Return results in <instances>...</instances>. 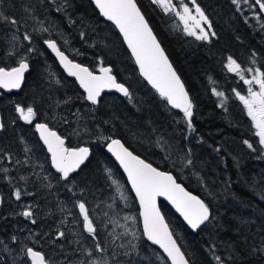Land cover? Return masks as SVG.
Masks as SVG:
<instances>
[{
  "label": "trees",
  "instance_id": "obj_1",
  "mask_svg": "<svg viewBox=\"0 0 264 264\" xmlns=\"http://www.w3.org/2000/svg\"><path fill=\"white\" fill-rule=\"evenodd\" d=\"M40 1L0 0V12L6 17L21 19V14L24 16L27 9L34 11L37 8L41 13V9L35 5H41ZM45 1L47 9H56L60 15V29L67 35L71 33L69 38L76 40L77 44L90 46V50L86 51L78 50L73 45L77 50L74 57L93 71H98L99 65L111 66L117 79L132 94L131 98L105 95L98 106L86 105V111L96 121L94 127L97 130L90 131L97 141L86 144L92 148L90 159L66 181L76 187V201L92 204L97 200V196L91 192L93 189L99 190V195L103 194L104 197L112 191L107 175L109 166L124 179L123 172L105 151L109 138H119L147 162L174 174L180 183L209 206L211 220L194 233L161 201V210L191 264H216L214 255L220 256L225 264H264V150L245 106L233 91L243 95L246 84L237 73L227 69V58L231 56L242 69L259 68L264 71V12L258 5L250 7L255 0H195L211 21V31L215 32V36H210L209 40H197L188 35L174 13H165L152 0H136L191 95L194 131L188 129L184 114L170 108L167 101L139 76L119 32L112 24L101 19L91 0ZM173 3L177 9L181 3L194 8L191 0H173ZM6 8H10L9 11L6 12ZM65 13L66 17L63 16ZM41 21V18L37 20L38 23ZM16 25L20 26L21 23L17 22ZM81 33H84L83 38ZM46 35L43 31L44 39ZM104 42L108 49L115 42L123 59L119 61L101 48ZM94 54L96 59L90 58ZM253 59L255 64L252 63ZM45 63H53L61 74L54 60L50 58ZM36 64H33L32 73L20 92L4 94L0 99L1 109L6 101L11 102L9 112L12 118L17 105L27 108V103L34 102L31 105L41 107L32 99L34 96L28 94L35 67L40 65ZM72 85L81 96L78 85ZM213 87L223 92L224 96L215 95ZM71 91H68V96L73 95L74 91ZM107 103H112L111 107L106 106ZM86 111L81 114L82 123L87 117ZM75 115L76 112L60 111L61 119ZM37 119L51 122L47 115L38 116ZM146 121L151 122V127H147ZM17 133L10 132L13 137L11 142H15ZM100 135L105 136V141H101L103 138H99ZM159 137L169 141L168 149L172 156H168L167 146L161 144ZM148 140L153 147L144 142ZM191 140L194 141L191 145L193 154H189L188 149ZM198 141L199 144L196 143ZM245 141L251 143L253 148L250 149ZM197 149H201L199 156L196 155ZM189 159L191 165H187ZM205 161H211L214 166L205 165ZM215 165H219L224 174L221 171V176L213 174ZM212 179L220 180L221 184ZM89 184L92 188L90 192L86 188ZM221 189H225L229 195L226 199H222ZM136 210L139 213L138 205ZM7 221L9 219L4 223ZM41 251L45 253L43 247ZM49 254L52 255L51 252ZM23 258L25 264H29L27 256L19 259ZM16 263L18 261L0 251V264Z\"/></svg>",
  "mask_w": 264,
  "mask_h": 264
},
{
  "label": "rangeland",
  "instance_id": "obj_2",
  "mask_svg": "<svg viewBox=\"0 0 264 264\" xmlns=\"http://www.w3.org/2000/svg\"><path fill=\"white\" fill-rule=\"evenodd\" d=\"M52 1L54 2V0ZM40 3L41 5L39 3H35V5L41 9L42 15L37 8H34V11L27 9L24 12V16L23 13L21 14V19L16 17V21L21 23L22 27L30 26L33 31L38 29L42 34V29L47 28V35H51V37L55 36L54 39H57L63 45L72 47L71 51L74 54L77 53V50L73 45H76L77 49L90 50L89 45L84 46L81 43L77 44L76 40L69 38V36H72L71 33H68V36L60 29L59 23L61 17L58 15L56 9L52 10L51 7L47 9L45 0H41ZM157 7L161 8L159 6ZM188 7L193 8L190 6ZM9 9L10 8H6L5 11H9ZM178 10L182 11V8L180 7ZM193 15H195L194 12ZM63 16L66 17L67 13L63 14ZM40 18L42 21L38 23L37 20ZM2 21L3 20H0V22ZM24 21L25 23H23ZM178 21L183 28V24L179 18ZM10 26L12 28L14 27L12 25ZM1 28L2 27H0V32H2V34H0V39H4L10 44L9 53H13V51L19 49V55H26V48H22L18 45L22 41L21 34L19 32L16 34L13 30L9 32V29L4 32ZM16 30L18 29L16 28ZM14 36L17 37V39H13ZM115 45V42H113L111 49H108V46L104 42L101 44V48L106 49L112 57H116L117 60L121 61L123 56ZM30 54L29 51V54H27L28 57ZM44 54H46V51H44ZM95 56V54L90 55V58L96 59ZM35 59L37 61L39 58L36 57ZM100 60L101 57L98 61ZM45 62L44 59L41 62L37 61V64L41 66L38 65L37 68L35 67V73L32 76L33 80L30 82L31 84L29 83L28 87V94L34 96L32 99L37 101V106H41L36 108V106L31 105L34 102L27 103V105L34 108L36 113L32 121L38 116L44 117V115H47L50 121L55 125H60L62 131L68 134L74 142H84L87 144L92 141V143H96L97 140H94L95 136L91 135L90 131L91 129L97 130L94 127L96 126V121L95 118H92V115H89L85 106L82 104L86 102L84 95L81 93L80 96L77 90L72 88L73 85L71 83L65 82V79L61 77V74L55 69L53 63L48 65L49 63L46 64ZM99 67V69H101L102 66L99 65ZM245 74V78L250 79L254 73L246 71ZM71 89L74 91L73 95L68 96V91H71ZM258 89L259 86L254 85V90ZM247 94L246 92L243 93V95ZM65 101H67V103H65ZM111 104L112 103H107L106 106L111 107ZM5 106L10 108L11 102L6 101L3 108H5ZM7 108V112H5L8 114L7 118L10 119L8 123H11L9 130L10 132L18 131L14 139H22L21 131L19 130L21 122L14 121L22 120L25 122V120H23L18 111L14 112V118H12L11 112H8ZM62 110L66 113L76 112V115L72 118L61 119L60 111ZM85 111L87 117L84 118L85 121L82 123L80 117L81 114H85ZM135 124H137L136 121ZM146 125L147 127H151L152 124L146 121ZM22 127L25 128L24 126ZM254 131L256 133L255 127ZM25 133L28 135V138L25 139L26 142L28 139H33L34 134L32 131H25ZM142 135L146 136L144 133H142ZM99 138H103L101 141H105V136L100 135ZM2 139L3 138H0V162L3 161L2 156L4 155L2 152L8 147L13 151V155L15 153V157H17L18 160L14 159L15 162L13 164L0 167V171L3 172V179L0 182L4 184V186L0 188V207L2 208L7 202L9 207L6 214L11 217L6 223H4V219L0 222V228H2L0 230V251L4 252L9 257L11 256L13 260L18 261L16 264H22V262H19L18 258L25 255V246L28 245L43 247L49 253V245H53L56 250L50 257L56 264H170L159 249L150 245L144 239L139 213L136 210L137 202L125 177L123 179L118 175L119 173L116 172L114 168L110 166L107 167L108 180H110L112 184V191L107 194L106 197H104L103 194L99 195V190L97 189L91 191L95 197L97 196L96 202L88 204L89 206H87L90 212L89 215L93 219L94 225L97 227L98 235L94 239L84 229L83 218L76 206L79 201H76L74 197L75 194H78V191L73 183L62 181L60 175L54 176L51 173H43V159L39 158L37 154H34L31 159L27 157L25 159L26 162H24L22 157L27 156V151L24 147L14 150L13 147L15 143L12 142V144H10L8 141L3 145ZM12 139L13 137L10 136V142ZM159 140L163 146H167L166 150H168V156H172V153L170 154V149H168L169 141H165L162 137H159ZM144 142L150 147H153V144L149 140ZM192 142L194 143V141L191 140L188 145L189 154H193V152H191ZM196 143L199 144V141ZM31 145L33 147V144ZM260 146H262L264 150V145ZM27 150L29 151L30 149L28 148ZM200 150L201 149L196 150L197 156L200 155ZM35 152L40 154L42 151L38 149ZM165 152L167 154V151ZM6 156H11V154L7 153ZM17 161H19V163H17ZM204 164L212 165V167L214 166L211 161H205ZM20 167H24L25 169L23 171H16V169ZM212 171L216 176H221V173L224 174L219 165H215V170L212 169ZM113 180L119 182V189H117L116 184H113ZM212 181L221 184L220 180L216 181L212 179ZM86 188L89 192L90 189H92L90 184L86 185ZM17 190L21 193L19 199H17L15 195ZM219 192L222 199H226L229 196L226 194L225 189H221ZM28 208H31L33 213L31 217H25L22 214ZM0 216L6 217L4 212H0ZM125 217H136V220L125 219ZM46 219L48 220L44 221ZM33 221L35 222L33 223ZM61 231L64 233L63 236L58 235ZM133 233H135V235H133ZM13 237H15V240ZM97 239L99 240L100 246L104 249L103 251L96 248L95 241ZM16 243L18 244L12 245ZM22 260H24V258Z\"/></svg>",
  "mask_w": 264,
  "mask_h": 264
},
{
  "label": "snow or ice",
  "instance_id": "obj_3",
  "mask_svg": "<svg viewBox=\"0 0 264 264\" xmlns=\"http://www.w3.org/2000/svg\"><path fill=\"white\" fill-rule=\"evenodd\" d=\"M234 2H238V0H234ZM95 3L103 16L113 21L123 34L124 40L127 42L136 63L139 65L141 74L157 89L162 97L166 98L169 104L175 109L182 110L188 129L194 131L191 122L193 103L138 7L136 0H95ZM153 3L161 7L165 13H174L182 22L183 30L188 35L194 36L197 40H209L210 36H215V32L211 31V21L200 6L195 3V0H191L194 9L189 8L187 4L181 3L182 11L176 8L173 0H153ZM255 5H258L261 12H264V0H255V4L250 5V7H254ZM193 12L195 15H193ZM0 20L12 26L17 24L15 18L6 17L3 12H0ZM42 31L47 32L48 29L43 28ZM83 36L84 33H81L82 38ZM13 39H17V37L14 36ZM23 39L31 42L32 37L25 32ZM45 43L59 57L63 67L67 69L70 75L78 78L80 85L87 92L86 99L91 101L92 104L99 103L98 98L105 89H116L125 97L131 98L132 94L129 88L117 81L116 77L111 74L112 69L110 67H102L101 74L96 75L89 68L69 59V56L61 51L55 40H46ZM29 50L31 51L32 49ZM227 60L228 71L237 73L240 79L248 85L247 95H241L239 92L233 91L245 106L247 115L254 124L259 144L264 145V71H261L259 68L242 69L241 65L231 56ZM252 63L255 64V59H253ZM27 69L28 63L23 58H21L18 67H14L11 70L0 68V87L5 89L19 88L23 74ZM246 71L254 73L250 79L245 78ZM254 85H258L259 89L254 90ZM212 91L219 97L224 96V93L216 91L215 87L212 88ZM221 106L223 107V103ZM16 110L20 113L23 120L27 122H31L36 115L34 108L31 106L25 109L17 105ZM2 127L3 124L0 123V128ZM36 127L40 130V135L47 145L48 151L51 153L52 164L62 174V178L67 179L69 174L75 171L88 157L89 148L66 147L65 139L58 135L57 132L51 130L47 124H37ZM109 139L108 149L115 155L120 165L123 166L132 188L139 199V204L142 208L143 235L154 244L159 245L167 254V257L171 259L172 264H190L189 258L181 251L157 207V197H167L183 215L192 229L199 228L200 225L209 219L210 210L208 206L199 197L187 192L178 184L176 178L171 173L162 172L153 167L152 164L145 162L139 156L134 155L119 139ZM244 143L250 149L253 148V145L248 141ZM7 158L11 159V156ZM191 164L192 161L190 159L187 160V165ZM112 182L119 189V182L115 180ZM15 195L19 199L21 195L20 191L17 190ZM76 206L83 217L86 231L95 239L98 235L97 227L89 215L85 202L79 201ZM22 214L25 217L33 215L31 208H28ZM125 219L135 221L136 217H125ZM58 235L63 236L64 233L61 231ZM13 239L15 240V237ZM95 242L96 248L103 251L104 249L100 246L99 240L97 239ZM24 254L31 257L32 264H47L44 255L38 251H34L32 248H26ZM213 258L216 264H225L220 256L214 255Z\"/></svg>",
  "mask_w": 264,
  "mask_h": 264
},
{
  "label": "flooded vegetation",
  "instance_id": "obj_4",
  "mask_svg": "<svg viewBox=\"0 0 264 264\" xmlns=\"http://www.w3.org/2000/svg\"><path fill=\"white\" fill-rule=\"evenodd\" d=\"M16 26H14L12 28L9 24H6L4 21L2 22V24H0V27H2L1 30L3 29L4 32H6V30L9 29V32H10V30H13L14 33L17 34V32H19L21 34L22 41L18 45H20L22 48H26V51H25L26 52V55H19V52H20L19 49H16L15 51H13V54H8L9 51H10V49H9L10 48V44L7 41H5L4 39H0V68H5L7 70H10V69H12L14 67H17L19 65V62H20L21 58H23L29 64V72L27 73V75L25 77V81H26V79L32 73L33 62L34 63H37V61H40L41 62L43 59H44V61H50V58H51L52 60H54L56 62V65H57V67L59 68V70L61 72V77L65 79V82L66 83H71V84L76 83L73 79H71L70 77H67V75H65V73L62 72V70H61L59 64L57 63L54 55L47 48V46L45 44V41L46 40H50V39L51 40H55L57 42L58 46L60 47L61 51L65 52L72 60L79 62L80 61V60H78L79 58L74 57L75 54L71 51V48L72 47H69V46L63 47L61 45V43L57 39H54L55 36L54 37H51V35H46L47 38L44 39L43 38V34L41 33V31H39L38 29H36V30L33 31L32 27H30V26L29 27H27V26L22 27L21 25L20 26L16 25ZM16 28L18 30H16ZM25 32H27L32 37L31 42L26 41V40L23 39V34ZM0 34H2V32H0ZM29 49H32V50L30 51ZM29 51H30L31 54L28 57L27 54H29ZM44 51H46V54H44ZM36 57L39 58L37 61L35 59ZM8 62H11L12 64L11 63H8ZM39 66H41V65H39ZM247 88H248V85L245 86V89H246L245 92L246 93H247ZM22 89H23V87H22ZM82 104L85 106V109H86V105L88 103L84 102ZM6 108H7L6 106H5V108H2L3 111L0 108L1 113H2V124H3V129L1 130V132H4L3 135L0 134V138H3L1 140L2 143H3V145L6 144L5 142H8V141H9L10 144H12V142H10V136H11L10 135V130H9V127L7 126V124L9 125V123L6 120V119H8L7 118V115L8 114H6V112H7L6 111ZM7 110L9 112L10 108H7ZM8 120L10 121V119H8ZM16 121H20L21 122V125H20L21 127H20L19 130L21 131L22 139L21 138H19V139L18 138H15V142H14L15 143V146L13 147V149L14 150H17V149H20V148L24 147V149L27 151V153H26L27 156L26 157H22V160L24 162H26L25 159L27 157L29 159H31V158H33L32 156L34 154H37V156H39V158L43 159L42 160V163H43V173H51L54 176L55 175L56 176H59L60 175V173L57 172L53 168L50 155L48 154L45 146L43 145L42 141L39 138V135H38V133L36 131V124L37 123H43L44 122L47 125H49V127L51 129L58 131V133L63 138L66 139L65 145L67 147H69V148H79L81 146L86 145V143H84V142L76 143L73 140H71L70 136L68 134H65V132L62 131L60 125H55L53 122H46V121L39 120L37 118L34 119V121H32L30 123H27V121L23 122L22 120H15L14 122H16ZM22 126H24L25 128H23ZM25 131L26 132H28V131L31 132L32 131L33 134H34L33 139H28L27 142H26L25 139L28 138V135L25 133ZM31 144H33V147H32ZM28 148L30 149L29 151L27 150ZM38 149H40V151H42L40 154H38L37 152H35ZM4 150L5 151L2 152V154L4 155V156H2L3 157V161L0 162V167L1 166L4 167L5 165L13 164L15 162L14 159H17V157H15V153H14V155L12 154L13 151H11L10 147H8L7 149H4ZM7 153H10L11 154V157H12L11 159H8L7 158L8 157V156H6ZM24 169H25L24 167H20L19 169H16V171H23ZM14 173H15V171H14ZM2 179H3V172L0 171V181H2ZM3 186H4V184L2 182H0V188L3 187ZM87 206H89V205H87ZM8 207H9V205L7 204V202L3 205L2 208L0 207V212H2V213L4 212L5 215H6V217L0 216V222H1L2 219H4V221H5L6 219L11 218L10 216H7V214H6V212L8 210ZM88 210H89V208H88ZM47 220L48 219H46L44 221H47ZM1 229L2 228H0V230ZM17 244L18 243L12 244V245H17ZM49 246H50V252L51 253L55 252L56 248L53 245H49ZM26 248H33V249H35L37 251H41V247H39L37 245H28V246H25V249ZM44 250H45V253L43 251H41V252L45 255V258H46L48 264H56L54 262V260L50 257V254L48 253V251L46 249H44ZM27 259H28V257H27ZM18 260H20L19 262H24V260H22V259H19L18 258ZM29 264H31L30 261H29Z\"/></svg>",
  "mask_w": 264,
  "mask_h": 264
},
{
  "label": "water",
  "instance_id": "obj_5",
  "mask_svg": "<svg viewBox=\"0 0 264 264\" xmlns=\"http://www.w3.org/2000/svg\"><path fill=\"white\" fill-rule=\"evenodd\" d=\"M92 1V3L94 4V6H95V8L97 9V11L99 12V14H100V17L104 20V21H106V22H108V23H111V24H113L114 26H115V28L117 29V31L119 32V34H120V36H121V38H122V40H123V42H124V44H125V47L127 48V50H128V52L130 53V55H131V57L133 58V60H134V63H135V65H136V67H137V69H138V73H139V75H140V77L150 86V88H152L153 90H155L159 95H160V93L157 91V89L156 88H154L153 87V85L141 74V72H140V70H139V65L136 63V60H135V57H134V55L131 53V49L128 47V44H127V42L124 40V38H123V34L120 32V30H119V28L115 25V23L113 22V21H111V20H108L107 19V17H105V16H103V14L101 13V11H100V9L98 8V6L96 5V3H95V0H91ZM136 3H137V1H136ZM137 5H138V7L140 8V6H139V4L137 3ZM140 10H141V8H140ZM141 12H142V14L144 15V13H143V11L141 10ZM144 17H145V19L147 20V18H146V16L144 15ZM147 22H148V24H149V26H150V28L152 29V32H153V34L155 35V37H156V39L158 40V42H159V44H160V46H161V48L163 49V51H164V53H165V55L167 56V59H168V61H169V63L171 64V66H172V68H173V70L176 72V74H177V76L180 78V81L183 83V85H184V88H185V90L187 91V93H188V96H189V98L191 99V101H192V98H191V95H190V93H189V91H188V89H187V87H186V85H185V83H184V81H183V79H182V77L180 76V74L178 73V71H177V69L175 68V66L173 65V63H172V61H171V59H170V57L168 56V54H167V52H166V50L164 49V47H163V45H162V43L160 42V40H159V38L157 37V35H156V33L154 32V30H153V28H152V26H151V24L149 23V21L147 20ZM46 44V43H45ZM58 45V44H57ZM46 46H47V48L51 51V53L54 55V57L56 58V60H57V62L59 63V65H60V67L62 68V70L65 72V74L68 76V77H70V78H73L76 82H77V84L79 85V87H80V89L85 93V96L87 95V92H86V90L80 85V83H79V80H78V78L77 77H74V76H72V75H70V73L67 71V69H65L64 67H63V64L60 62V60H59V57H57L56 56V54H55V52L51 49V48H49L48 47V45L46 44ZM65 53V52H64ZM65 55H67L66 53H65ZM68 56V55H67ZM69 59H71L70 57H69ZM74 61V60H73ZM75 63H79V62H77V61H74ZM79 64H81V63H79ZM81 65H83V64H81ZM83 66H85V65H83ZM18 67V66H17ZM85 67H87V66H85ZM104 67H110L111 69H112V67L111 66H104ZM87 68H89V67H87ZM89 70L90 71H92L90 68H89ZM29 72V64H28V69L27 70H25V72H24V74H23V79H22V81H21V86L19 87V88H13V89H5V88H3V87H0V97L2 96V92H6V93H12V92H19L21 89H22V87L24 86V83H25V77H26V75H27V73ZM93 72V71H92ZM94 74H96V75H100L101 74V70H99L98 72H93ZM111 74L112 75H114V73L113 72H111ZM115 76V75H114ZM116 77V76H115ZM117 79V78H116ZM118 81V80H117ZM119 82V81H118ZM119 83H122V82H119ZM124 84V83H123ZM126 86V85H125ZM127 87V86H126ZM113 93H116V94H118L119 96H122V97H125L122 93H120L119 91H117L116 89H105L103 92H101V94H100V97L98 98L99 99V102H100V100L103 98V96L105 95V94H113ZM161 96V95H160ZM162 97V96H161ZM162 98H164V97H162ZM165 100H166V98H164ZM88 101V100H87ZM167 101V100H166ZM89 103H91L92 104V102L91 101H88ZM168 103V102H167ZM99 103H97V104H93V105H98ZM168 106L170 107V108H172L173 110H176V111H178V112H180V113H183L182 112V110L181 109H175L171 104H169L168 103ZM0 123H2V113H1V110H0ZM37 124H41V123H37ZM36 124V125H37ZM45 124V123H44ZM49 127V126H48ZM50 128V127H49ZM3 129V127L2 128H0V131ZM51 129V128H50ZM52 130V129H51ZM36 131H37V133H38V135H39V138H40V140L42 141V143H43V145L45 146V148H46V150H47V152H48V154L50 155V158H51V153L48 151V147H47V145L44 143V140H43V138L41 137V135H40V130L36 127ZM53 131H55V132H57L58 133V131H56V130H53ZM58 135H60L59 133H58ZM61 136V135H60ZM62 137V136H61ZM63 138V137H62ZM65 139V138H64ZM115 139H119V138H115ZM120 140V139H119ZM123 144H124V142L122 141V140H120ZM65 143H66V139H65ZM110 143V141L106 144V146H105V151H106V153L115 161V163L117 164V166L120 168V170L123 172V174H124V176H125V178H126V181H127V184H128V186H129V188H130V190H131V192H132V194H133V196H134V198H135V200H136V202H137V204H138V207H139V215H140V221H141V227H142V231H143V218H142V215H141V213H142V208H141V206H140V204H139V199H138V197L136 196V194H135V190L132 188V185H131V182H130V180L128 179V177H127V173H126V171L124 170V168H123V166L122 165H120V163H119V161L116 159V157H115V155L111 152V151H109V149H108V144ZM66 146V145H65ZM124 146L125 147H127L125 144H124ZM67 147V146H66ZM82 147H87V148H89V155H88V157L83 161V163L82 164H80V166L75 170V171H73L72 173H70L69 174V177L70 176H72L73 174H75V173H77V172H79L80 170H81V168L83 167V166H85V164L87 163V161L89 160V158L91 157V154H92V149H91V147L90 146H82ZM128 148V147H127ZM129 149V148H128ZM129 151H131L134 155H136V156H138L137 154H135L131 149H129ZM140 157V156H139ZM141 159H143L142 157H140ZM145 162H147L145 159H143ZM51 162H52V160H51ZM147 163H149V162H147ZM151 164V163H150ZM52 166H53V168L56 170V168H55V166L52 164ZM153 167H155L154 165H152ZM155 168H157V167H155ZM158 170H160L159 168H157ZM57 171V170H56ZM160 171H162V170H160ZM58 172V171H57ZM162 172H165V171H162ZM170 173V172H169ZM172 174V173H171ZM60 175H61V177H62V174L60 173ZM173 176H174V174H172ZM68 177V178H69ZM175 177V176H174ZM67 178V179H68ZM176 178V177H175ZM64 179V178H63ZM67 179H64V180H67ZM176 182L178 183V184H180L187 192H189V193H191L192 195H195V196H197V197H199L198 195H196L195 193H193V192H191L190 190H188L182 183H180L178 180H177V178H176ZM200 198V197H199ZM201 200H203L202 198H200ZM161 201L162 202H165L174 212H175V214L182 220V222L192 231V232H194V233H197V232H199L204 226H206L207 224H208V222L211 220V218H212V212H211V210H210V208H209V206L206 204V202L204 201V203L208 206V208H209V210H210V216H209V219L207 220V221H205L204 222V224H202V225H200V227L199 228H197V229H192L191 228V226L188 224V222L184 219V217H183V215L177 210V208L175 207V205L167 198V197H164V196H160V197H157V207H158V209H159V211H160V213H161V215L163 216V218H164V221H165V223L168 225V227H169V230L172 232V234H173V238L176 240V242H177V244H178V246L180 247V249H181V251L182 252H184L183 250H182V248H181V246H180V244L178 243V240H177V238H176V236L174 235V233H173V230L171 229V227H170V225H169V223H168V221H167V219H166V217H165V215L163 214V212H162V210H161V207H160V205H161ZM87 207V206H86ZM79 212H80V210H79ZM82 216V215H81ZM84 224V223H83ZM84 229H85V231H86V228L84 227ZM87 232V231H86ZM144 236V239L150 244V245H152V246H154V247H157L162 253H163V255L167 258V260L169 261V263L170 264H172V262H171V259L170 258H168L167 257V254L164 252V250L159 246V245H157V244H154L152 241H150V240H148V238L145 236V235H143ZM33 249V248H32ZM34 251H37V250H35V249H33ZM38 252H40V253H42L41 251H38ZM43 254V253H42ZM44 255V254H43ZM186 256V255H185ZM28 257V260L30 261V263L32 264V260H31V257L30 256H27ZM44 257H45V255H44ZM187 257V256H186ZM45 260H46V258H45ZM46 262H47V260H46ZM47 264H48V262H47ZM191 264V263H190Z\"/></svg>",
  "mask_w": 264,
  "mask_h": 264
}]
</instances>
